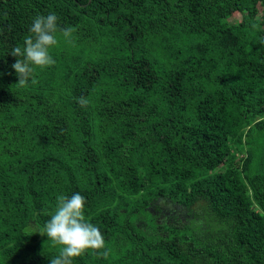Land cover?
I'll use <instances>...</instances> for the list:
<instances>
[{"label":"trees","instance_id":"obj_1","mask_svg":"<svg viewBox=\"0 0 264 264\" xmlns=\"http://www.w3.org/2000/svg\"><path fill=\"white\" fill-rule=\"evenodd\" d=\"M73 192L104 244L72 264H264V0H0V264H50Z\"/></svg>","mask_w":264,"mask_h":264},{"label":"clouds","instance_id":"obj_2","mask_svg":"<svg viewBox=\"0 0 264 264\" xmlns=\"http://www.w3.org/2000/svg\"><path fill=\"white\" fill-rule=\"evenodd\" d=\"M57 21L55 12L36 15L29 27L32 35L25 37L23 46L12 49L11 54L17 58L12 67L19 79L21 75L32 72L36 66L54 62L50 49L59 40ZM70 33L71 28L63 29L65 37ZM56 201L55 210L43 228L47 238H51L54 245H60L59 254L50 260V264H72V259L84 249L103 246L104 236L101 230L85 217L86 197L82 193L73 192L71 195L59 193Z\"/></svg>","mask_w":264,"mask_h":264},{"label":"rangeland","instance_id":"obj_3","mask_svg":"<svg viewBox=\"0 0 264 264\" xmlns=\"http://www.w3.org/2000/svg\"><path fill=\"white\" fill-rule=\"evenodd\" d=\"M230 20H232V19H230Z\"/></svg>","mask_w":264,"mask_h":264}]
</instances>
